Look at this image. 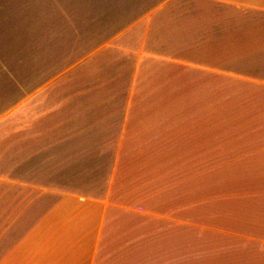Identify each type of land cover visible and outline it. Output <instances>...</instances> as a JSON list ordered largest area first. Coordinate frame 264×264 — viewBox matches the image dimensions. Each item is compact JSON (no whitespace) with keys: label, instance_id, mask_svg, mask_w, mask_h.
Returning a JSON list of instances; mask_svg holds the SVG:
<instances>
[{"label":"crops","instance_id":"1","mask_svg":"<svg viewBox=\"0 0 264 264\" xmlns=\"http://www.w3.org/2000/svg\"><path fill=\"white\" fill-rule=\"evenodd\" d=\"M105 1L126 19L68 18L91 0H0V28L50 61L0 115V264H168L155 221L172 162L217 153L223 89L243 218L257 213L245 235L262 237L264 0Z\"/></svg>","mask_w":264,"mask_h":264},{"label":"rangeland","instance_id":"2","mask_svg":"<svg viewBox=\"0 0 264 264\" xmlns=\"http://www.w3.org/2000/svg\"><path fill=\"white\" fill-rule=\"evenodd\" d=\"M106 4L105 0H91L90 10L71 13L68 18L77 22L99 19L121 22L128 16L119 13L117 16L115 9ZM21 32L26 34L25 29L0 28V40L7 41L0 43V115L18 102L20 87L30 89L37 80L40 83L50 76L47 68L50 61L37 59L35 43H21L25 40L19 36ZM56 63L51 70L66 65V61ZM219 101L217 153L210 152L201 159L189 155L184 161V156H175L172 162L177 168L172 172L171 203L163 209L170 213L161 214L162 218H168L157 216L155 221L156 242L161 243L156 258L168 264H264V234L245 235V225L251 229L247 222L257 213L249 220L243 218L246 210L237 178L244 172L238 169L232 155L233 134L240 124L229 116L225 89L220 92ZM159 206L153 204L157 211ZM253 222L264 224V220Z\"/></svg>","mask_w":264,"mask_h":264}]
</instances>
